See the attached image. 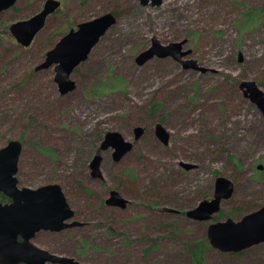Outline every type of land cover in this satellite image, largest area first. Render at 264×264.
Wrapping results in <instances>:
<instances>
[{"label": "rangeland", "instance_id": "1", "mask_svg": "<svg viewBox=\"0 0 264 264\" xmlns=\"http://www.w3.org/2000/svg\"><path fill=\"white\" fill-rule=\"evenodd\" d=\"M45 1L17 0L0 13V149L20 140L19 186L61 185L73 220L84 224L40 231L32 241L77 264H194L192 242H201L211 223L238 221L264 206V115L239 88L250 80L264 91V0H60L24 47L9 27ZM248 9L259 12V24L244 29ZM110 11L117 23L72 72L75 89L61 94L54 66L36 67L71 28ZM153 38L184 42L190 53L183 61L155 54L141 65L137 57ZM110 75L123 87L94 95ZM151 105L159 107L154 115ZM158 122L170 133L167 145L154 134ZM136 126L146 131L138 141ZM113 131L134 142L120 161L112 148L100 150ZM96 154L103 157L100 177L90 174ZM219 176L233 181V196L211 220L190 218L188 211L213 198ZM112 190L125 207L105 203ZM242 252L211 246L203 264H264V242Z\"/></svg>", "mask_w": 264, "mask_h": 264}, {"label": "water", "instance_id": "2", "mask_svg": "<svg viewBox=\"0 0 264 264\" xmlns=\"http://www.w3.org/2000/svg\"><path fill=\"white\" fill-rule=\"evenodd\" d=\"M141 5L160 6L164 0H138ZM17 0H0V13L10 9ZM60 0H46L42 9L32 17L13 22L9 31L16 41L24 47L30 46L37 34L45 27L47 19L61 7ZM117 23L113 12H107L94 19L81 22L76 28H71L56 45L46 53L45 59L36 70L54 66V80L61 94H66L76 87L71 78L72 72L99 43L105 33ZM152 46L142 51L137 62L144 64L155 54L159 57L172 56L183 61L190 51H183L184 42L162 44L153 38ZM239 60H242L241 53ZM186 66H192L203 72L206 69L197 65L196 60L184 61ZM244 96L256 103L264 115V91L255 81L243 80L239 84ZM145 128H134L135 140L144 135ZM155 133L160 141L168 144L170 133L162 123L155 125ZM134 143L128 141L119 131L106 134L101 151L113 149V158L120 161L131 151ZM23 150L20 140H11L0 149V192L8 200H0V264H77L73 258L60 256L38 247L32 241L40 231L59 232L64 229L82 226L84 223L73 220L76 212L71 207L62 186L51 183L30 188L20 187L17 173ZM103 157L96 154L90 162L91 175L102 176L101 164ZM187 169L195 165L186 164ZM258 169H263L259 165ZM215 193L212 199H206L196 208L188 211L193 219L211 220L221 209L223 201L230 199L235 191L232 180L225 176L216 178ZM126 198L117 190H112L106 199V204L125 207ZM207 236L211 246L223 252L240 253L246 249L264 242V206L235 221L232 218L213 222L209 225Z\"/></svg>", "mask_w": 264, "mask_h": 264}, {"label": "trees", "instance_id": "3", "mask_svg": "<svg viewBox=\"0 0 264 264\" xmlns=\"http://www.w3.org/2000/svg\"><path fill=\"white\" fill-rule=\"evenodd\" d=\"M113 13L118 18V13L116 11H113ZM257 24H259V12L253 9H248V11L244 14V17L241 20L239 26L241 28L247 29L250 26H255ZM122 84L123 82L121 81V79L112 77V75H110L109 78H106L104 82L100 81L99 83L94 85V90H95L94 95L104 96L111 92L118 91L123 87ZM149 109L151 113L154 115L156 111L159 110V107L157 105H151L149 106ZM41 150L43 151V153H46L48 151V152H52V154H55L56 152L55 149L51 147H45V148L41 147ZM0 200L7 201L8 198L3 193L0 192ZM192 247H193L194 264H203L204 253L209 247H211L208 237L207 236L204 237V239L201 242L199 241L192 242ZM242 254L243 252H240L237 255H242ZM153 264H158V263H153Z\"/></svg>", "mask_w": 264, "mask_h": 264}, {"label": "flooded vegetation", "instance_id": "4", "mask_svg": "<svg viewBox=\"0 0 264 264\" xmlns=\"http://www.w3.org/2000/svg\"><path fill=\"white\" fill-rule=\"evenodd\" d=\"M146 132V131H145ZM155 134V136L157 137V135H156V133H154ZM141 139V138H140ZM157 139H159L158 137H157ZM138 141V140H137ZM160 141V140H159ZM161 142V141H160ZM134 143V142H133ZM167 145V144H166ZM91 174V173H90ZM105 203H106V201H105ZM108 205V204H107Z\"/></svg>", "mask_w": 264, "mask_h": 264}]
</instances>
